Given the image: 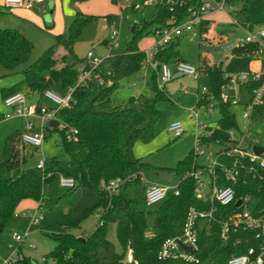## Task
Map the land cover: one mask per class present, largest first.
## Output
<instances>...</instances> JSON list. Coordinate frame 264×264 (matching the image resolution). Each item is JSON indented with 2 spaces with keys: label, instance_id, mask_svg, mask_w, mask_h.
<instances>
[{
  "label": "trees",
  "instance_id": "16d2710c",
  "mask_svg": "<svg viewBox=\"0 0 264 264\" xmlns=\"http://www.w3.org/2000/svg\"><path fill=\"white\" fill-rule=\"evenodd\" d=\"M227 2L239 26L252 29L254 25H264V0ZM93 19L83 13L76 14L65 31L56 35V44L28 65L26 63L33 51L32 42L14 29L0 28V64L9 70L24 65L22 78L12 86L2 88V97L5 99L13 93L23 92L29 99L34 95L40 98L46 90L56 85L60 86L62 93L72 87L76 83L78 67L82 64L87 66V62L83 59L70 64L68 60L70 56L76 58L74 42ZM157 22V19L143 20L134 25L133 39L113 56L110 72L104 75L100 69L93 70L92 79L75 89L71 107L59 112V119L66 124V129L47 127L45 137L47 131H58L62 136L67 160L45 158L43 169L37 168L36 164L28 166L27 145L22 140V132H15L6 139L0 154V264L10 254L8 245L1 242L2 233L15 215L18 204L24 199L42 200L44 187L53 181L58 182L60 176L73 178L75 185L67 189L61 202L64 222L43 228V232L55 241L54 249L44 256L46 264L48 258L52 259L53 264H225L231 256L246 252L254 244L251 233H231L227 240L224 239L221 222L237 210V206L214 204L215 220L198 230V250L195 254L198 262L160 258L163 242L183 232L191 208L209 210L212 207L209 199L196 197L195 179L186 175L199 165L194 149L173 169L180 178L177 185L179 194L169 192L158 203V208L151 212L138 209L128 194V187L139 183L144 173L150 170V166L134 154V145L138 141L152 139L154 126L161 116L158 103L168 97L165 86L159 87L155 79L151 82V95L144 99L135 96L128 104L119 105L114 95L119 86V77L137 75L146 65V55L137 42L152 33ZM246 45L235 47V50L247 54L260 51L258 44L251 47ZM57 47L64 48L65 53L56 54ZM153 59L160 64L185 61L180 54L179 39L155 51ZM97 73L103 76L104 83L99 84L93 79ZM202 73L210 79L212 86L208 96L199 103L208 106L212 99L216 100L220 111L217 126L204 129L202 144L215 142L220 147L228 146L236 141L231 138L230 130L238 137L243 132L230 112L231 100L230 104L221 101V87L228 81L225 77L227 73L223 74L219 68L213 69L207 65ZM259 84L258 81H250L240 85L249 91V101L252 99L251 90ZM255 113L258 118L263 115L264 102L256 106ZM2 118L3 115H0ZM73 130L77 133H73ZM246 143L251 144L252 140H246ZM240 166V175L234 185L236 197L248 196L255 201L253 211L264 215V170L253 166L247 159H241ZM217 174L220 182L231 184L222 172L218 171ZM117 179L121 184L114 191H108L106 186ZM95 213L99 214L95 229L84 236V240L79 239L73 231ZM149 214L154 217L151 236L147 235ZM111 224L115 225L122 252H117L108 238ZM129 251L132 261L128 260ZM12 264L37 263L22 255V259Z\"/></svg>",
  "mask_w": 264,
  "mask_h": 264
},
{
  "label": "rangeland",
  "instance_id": "374dc122",
  "mask_svg": "<svg viewBox=\"0 0 264 264\" xmlns=\"http://www.w3.org/2000/svg\"><path fill=\"white\" fill-rule=\"evenodd\" d=\"M0 0V28L14 29L25 35L33 44V51L30 60L26 65L33 63L47 49L56 44V35L65 31L72 17L78 13L92 16L94 19L89 23L82 34L75 40L73 45V56L69 57V63L86 58L88 52L92 51L99 59H104L100 66V71L107 75L113 66V56L121 52L133 39L132 26L139 24L143 20L151 21L154 17L152 9L134 10L132 4L135 0H57V9L54 0H45L38 8L33 9L34 16L24 17L17 14L16 9H6L1 6ZM56 9V10H55ZM232 8L226 7L225 12H215L210 19L215 24L208 27V30L200 34L198 29L184 31L179 37V50L182 58L202 72L205 65L210 68H219L223 74H236L250 72L253 66L257 65V60L264 67V37H257L255 42L248 43L246 47L258 44L263 55L256 58L251 54L240 53L235 50L239 42H244L249 35H256L264 31V25H254L252 29H244L239 26L232 15ZM56 13V14H55ZM112 30L119 31V46H111L103 43L108 39ZM196 33V34H195ZM159 36L149 33L137 42L140 50L145 51L154 48ZM65 53L64 48L57 47L56 54ZM107 58V59H106ZM175 64V63H174ZM173 65V64H172ZM20 66L15 70L6 69L0 64V115L11 112L1 95L2 88H8L21 78ZM225 72H224V71ZM155 79L158 84H163L161 71L154 69L150 64H146L139 74L130 77L118 78V89L114 95V100L119 105L128 104L137 95L144 99L151 95V82ZM169 99L161 100L158 107L161 116L154 126L153 137L147 142L138 141L134 145V154L141 158L144 163L150 166V170L144 173L139 183L128 187V194L135 201L138 209L144 211H154L157 205L146 206L144 203V188L153 184L161 186L176 187L180 178L175 175L173 169L178 162L183 159L191 149L195 152L203 150L198 156L199 164H207L216 159L221 147L215 142H207L197 145L196 136L202 135L203 130L196 133L195 118H190L191 110L198 113V119L212 128L217 126L220 118L218 102L211 100L213 107L210 109L199 100L208 96L211 90V81L207 77L194 78L191 75H179L166 83ZM163 86V85H162ZM206 90V91H205ZM56 94H61V88L56 85L52 89ZM223 93H226L237 103H231L229 109L235 116L241 131L245 132L246 140H253L264 147V113L261 117L252 120L250 127L247 126L243 113L249 102L250 94L246 87L239 85H228ZM211 96V94H210ZM221 98V97H220ZM230 104V101H224ZM40 104L55 108L49 99L42 96ZM35 127L32 132H40L39 121L33 120ZM174 121L184 123L185 132L181 137L174 138L168 127ZM24 122L23 118L12 120H0V154L8 136L20 129L16 123ZM24 129V127H23ZM27 165L33 166L39 160L56 157L67 160V155L63 148L62 136L58 131H47L44 144L41 148L26 146ZM220 156V160L230 164L232 158ZM203 180L208 178L203 176ZM67 188H63L57 181L48 183L44 187L43 198L40 201L33 199L22 200L15 215L10 218L2 233L1 242L4 245L12 244L19 247V243L13 239V234L30 233L29 242L36 246L35 249L29 247L28 243L21 244V254L31 259L37 264H46L44 256L48 255L55 247V241L43 232V228L49 225L64 222V214L61 202L65 198ZM255 201H252V206ZM43 215V219L38 224H32V215L37 212ZM99 214L95 213L84 220L80 228L73 232L78 237L91 234L95 229ZM154 217L148 215L147 235L153 234ZM108 238L115 245L117 252H122V247L117 240L115 225L111 224L108 230ZM129 260V259H128ZM47 264H53L48 258Z\"/></svg>",
  "mask_w": 264,
  "mask_h": 264
},
{
  "label": "built area",
  "instance_id": "2783aa9c",
  "mask_svg": "<svg viewBox=\"0 0 264 264\" xmlns=\"http://www.w3.org/2000/svg\"><path fill=\"white\" fill-rule=\"evenodd\" d=\"M45 0H4L3 6L6 9H15L18 7L31 8L35 5L43 3ZM134 10L152 9L154 11V20H158L156 26L153 28L152 33L159 36V40L155 43L154 48L145 50L146 64H150L154 69L161 71V79L163 84L159 87L173 80L179 75H191L194 78L201 77V71L195 68L187 61H179L175 64H160L157 60L153 59V54L159 48L179 39L184 31H191L198 29L200 34L210 23L211 14L215 12H225L226 7L232 8L227 0H135L132 4ZM237 23V22H236ZM196 34V33H195ZM257 37H264V31L256 35H249L244 42H239L237 47H244L247 43L255 42ZM119 31L112 30L109 33L107 44L111 46H119ZM107 59V58H106ZM87 66L80 65L78 67V76L76 83L67 89L65 93L56 94L52 89L46 90L43 93L49 99L55 108H48L40 104L39 101H31L28 96L23 92H16L7 96L4 100L5 105L12 109L3 115L2 119L8 120L15 117L24 118L25 125L22 131L23 142L34 148H41L45 140V131L50 126V122L56 120L59 122L60 129H66V124L59 119V112L62 109L70 108L73 103V92L78 87L88 83L92 79L93 70H99L100 66L104 63V59H99L92 51L88 52L85 58ZM228 81L221 87L222 99L224 101L231 100L233 103L237 101L232 99L226 93H223L225 87L228 85H241L250 81L260 82L259 86L251 90L252 99L247 103L243 118L246 120L247 126L250 127L252 120L258 119L256 116V106L264 102V73L259 71L226 74ZM95 79L99 84L104 83V78L101 74L97 73ZM206 91V90H205ZM139 96V95H137ZM211 98V97H210ZM210 109L213 107L210 102L207 106ZM190 118H195L196 133L206 128V124L198 119V113L191 110ZM34 119L39 120L40 132H32L35 127ZM168 132L174 137H181L185 132L184 123L180 121L172 122L168 127ZM73 133H77L73 130ZM231 138L236 140L228 146H222L218 152L221 156H229L232 162L227 164L220 160L218 155L216 159L207 164H199L196 168L192 169L186 175L192 176L195 179V195L198 199H209L212 207L209 210H201L191 208L186 222L184 224L183 232L180 235L166 239L161 247L159 256L160 258H182L187 261L198 260L195 254L198 250V230L209 226L215 220V206H230L235 204L237 210L228 216L226 220L221 222L222 236L228 239L231 233H251L254 244L249 246L246 252L231 256L225 264H264V215L255 213L252 200L248 196L240 199L236 197V190L234 185L237 183L240 175V160L247 159L253 166H257L264 170V151L259 155L253 151L254 145H259L252 140L251 144L246 143L245 134L236 136L233 130L229 131ZM197 145H201V135L196 136ZM203 150L195 152L197 158ZM45 159L39 160L36 167L43 169ZM220 171L224 174L226 180L231 184L226 185L220 182L217 172ZM203 176L208 178L207 181L203 180ZM58 183L63 188H72L75 185L73 178L60 176ZM121 181L119 179L112 180L106 186L110 192L114 191ZM169 192L179 194V189L176 187L161 186L158 184H151L146 187L144 192V202L146 206H153L162 202ZM240 201V204L237 202ZM40 207L37 212L32 215V224H38L43 215L39 214ZM30 233L20 235L13 234V239L19 245L29 242ZM29 247L35 249L36 246L28 243ZM10 254L3 259L2 264H12L22 259V254L19 253L18 247L9 244ZM185 247H193L196 252L191 253ZM129 261H132L131 251L128 253Z\"/></svg>",
  "mask_w": 264,
  "mask_h": 264
},
{
  "label": "crops",
  "instance_id": "0c3cea01",
  "mask_svg": "<svg viewBox=\"0 0 264 264\" xmlns=\"http://www.w3.org/2000/svg\"><path fill=\"white\" fill-rule=\"evenodd\" d=\"M56 1L57 0H54V2H55V7H56V9H57V3H56ZM3 2H4V0L1 2V6L3 7V8H5L4 6H3ZM45 2V1H44ZM42 4V3H41ZM41 4H38V5H35V6H33V7H31V8H24V7H18V8H15L16 9V12H17V14H19V15H21V16H24L25 18L26 17H31V16H34L35 17V14H33V9L34 8H38V6L39 5H41ZM55 9V10H56ZM56 14V13H55ZM73 18H74V16L72 17V20H73ZM71 20V21H72ZM236 21V20H235ZM213 24H215V22H214V20H212L211 19V23L206 27V28H204V30L202 31V34L204 33V32H206L207 30H208V27L209 26H211V25H213ZM68 26V25H67ZM66 26V27H67ZM66 27H65V29H66ZM243 28V27H242ZM245 29V28H244ZM103 43H105V44H107V39H105L104 40V42ZM259 48H260V46H259ZM252 56H254V57H256V58H258V57H260V56H262L263 55V51H259L258 53H255V54H251ZM186 61V60H185ZM224 71V70H223ZM254 71H259V72H262V73H264V67L262 68V66H261V62L259 61V60H257V65L256 66H253V68L251 69V71L250 72H254ZM225 72V71H224ZM201 76H203V77H205L204 75H203V73L201 72ZM176 77H178V76H176ZM175 77V78H176ZM159 85V84H158ZM164 86H165V90H166V94H167V97H168V99H169V94H168V91H167V85L166 84H164ZM241 88V87H240ZM43 96V95H42ZM41 96V97H42ZM41 97L40 98H37V95H34V96H32L29 100H31V101H39L40 102V99H41ZM161 111V110H160ZM15 118H19V117H15ZM12 119H14V118H12ZM12 119H8V120H12ZM24 119V118H23ZM1 120V119H0ZM35 120V119H34ZM36 120H38V119H36ZM25 119H24V122H20L19 124L18 123H16L17 125H20V129L18 130V131H16V132H22L23 131V127H24V125H25ZM39 121V120H38ZM40 123V122H39ZM206 127H211L210 125H208V124H206ZM204 131V130H203ZM243 132V131H242ZM13 133H15V132H13ZM13 133H11V134H13ZM10 134V135H11ZM243 134H245V132H243ZM5 144V143H4ZM261 146V145H260ZM144 176V175H143ZM153 184V183H152Z\"/></svg>",
  "mask_w": 264,
  "mask_h": 264
},
{
  "label": "water",
  "instance_id": "95a60500",
  "mask_svg": "<svg viewBox=\"0 0 264 264\" xmlns=\"http://www.w3.org/2000/svg\"><path fill=\"white\" fill-rule=\"evenodd\" d=\"M134 31V26L131 28V32ZM50 126L52 127H58L59 122L56 120L51 121ZM253 151L255 154L259 155L260 153H262L264 151V147L260 146V145H254L253 146ZM237 204H240V201L237 202ZM79 239L84 240V237H79ZM188 251H190L191 253H195L196 250L193 247H185Z\"/></svg>",
  "mask_w": 264,
  "mask_h": 264
}]
</instances>
